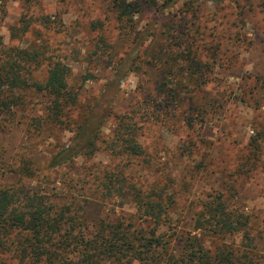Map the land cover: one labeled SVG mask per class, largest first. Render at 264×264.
Returning a JSON list of instances; mask_svg holds the SVG:
<instances>
[{
	"label": "rangeland",
	"instance_id": "1",
	"mask_svg": "<svg viewBox=\"0 0 264 264\" xmlns=\"http://www.w3.org/2000/svg\"><path fill=\"white\" fill-rule=\"evenodd\" d=\"M127 1L143 7L125 25L111 0H0L4 45L42 52V63L33 65L40 81L47 76L49 56L67 63L69 88L78 94L72 119L83 121L95 106L93 121L105 119L94 156L79 155L53 169L49 160L73 132L65 124L45 123L43 132L28 126L31 117L47 114V98L34 90L21 92L26 104L13 108L10 120L0 126V188L24 184L32 192L57 195L61 202L74 200L89 221L130 220L139 216L132 193L105 197L98 187V174L123 164L144 190L167 182L175 190L172 220L161 227L164 232H197L194 216L200 204L215 190H233L234 206L252 216L255 252L264 264V7L259 6L264 0ZM243 5L254 11L241 15ZM25 21L30 27L22 33ZM150 24L163 38L155 42L151 34L135 51L138 56L129 58L124 27L143 31ZM191 44L199 46L198 59L210 64L206 85L197 86L189 74ZM146 47L149 55H157L154 64L148 63ZM128 63L131 70L120 80L118 68ZM196 86L197 92L188 91ZM170 87L179 96L175 109L167 100ZM133 112L145 149L137 158L108 146L117 117ZM249 156L256 166L238 173ZM241 238L226 239L240 243Z\"/></svg>",
	"mask_w": 264,
	"mask_h": 264
},
{
	"label": "trees",
	"instance_id": "2",
	"mask_svg": "<svg viewBox=\"0 0 264 264\" xmlns=\"http://www.w3.org/2000/svg\"><path fill=\"white\" fill-rule=\"evenodd\" d=\"M235 1L239 3L240 0ZM259 6L263 8L264 3ZM111 7L127 25L135 14L142 11L143 6L134 1L111 0ZM251 11L254 9L243 5L241 15L247 16ZM29 27L30 22L25 21L20 32L26 33ZM158 32L161 33V30ZM151 34L155 42L163 38L152 24L143 31H138L136 26L124 27L122 40L131 46L129 58L131 55L134 59L138 56L135 51ZM198 48L189 45L187 55L191 58L189 74L195 78L197 86H202L209 83L206 68L210 64L198 59ZM149 50L145 48L148 63L154 64L157 55H149ZM41 54L37 49L7 47L0 37V126L10 120L9 114L13 108H22L26 104L21 92L34 90L43 94L47 98V114L42 118L31 117L28 126L33 125L43 132L45 123L49 126L65 124L73 132L70 142L54 152L49 160L48 167L54 169L79 155L86 158L94 156L105 119L93 121L94 114H97L96 106L89 109L90 113L83 121L72 119L78 94L69 88L67 77L70 68L64 61L49 56L47 76L40 81L34 77L33 65L42 63L39 59ZM125 65L118 68L120 80L125 72L131 70L129 63ZM197 86L188 91L197 92ZM160 87L165 89L164 84ZM166 90L170 93L167 100H171L175 106L171 108L175 109L178 92L173 87ZM17 91L21 94H17ZM99 105H103V102H99ZM135 113L117 117L115 133L108 145L116 154L129 158L141 157L145 153L139 137L141 125L135 120ZM152 114L159 120L160 113L154 111ZM252 158L249 156L250 160L239 164L241 171L238 173L253 170L256 165L252 163ZM148 162L149 159L145 161ZM16 172L24 176V173H20L22 171ZM97 178L102 196L130 191L137 203L138 218L114 221L101 217L89 221L80 213L74 200L61 202L57 195L32 192L24 184L2 187L0 264H261L255 252L252 216L246 214L242 207L234 206L232 198L236 193L233 190L231 194L215 190L208 196L209 199L200 204V211L194 216L197 232H164L161 227L172 220L169 209L175 201V190L170 191L169 182L144 190L126 173L123 164L117 169H108L103 176L98 174ZM139 220L146 223L142 224ZM237 235L242 237L240 243L226 239ZM175 242L178 246L174 245Z\"/></svg>",
	"mask_w": 264,
	"mask_h": 264
}]
</instances>
